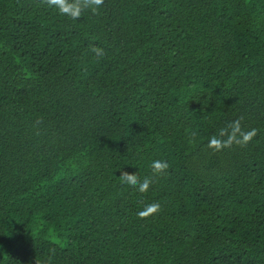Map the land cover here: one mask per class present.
Here are the masks:
<instances>
[{"label":"trees","instance_id":"obj_1","mask_svg":"<svg viewBox=\"0 0 264 264\" xmlns=\"http://www.w3.org/2000/svg\"><path fill=\"white\" fill-rule=\"evenodd\" d=\"M0 264H264V0H0Z\"/></svg>","mask_w":264,"mask_h":264},{"label":"clouds","instance_id":"obj_2","mask_svg":"<svg viewBox=\"0 0 264 264\" xmlns=\"http://www.w3.org/2000/svg\"><path fill=\"white\" fill-rule=\"evenodd\" d=\"M48 7H55V9L61 15H67L72 19H77L81 15L83 8L91 7L93 11L99 8L103 3V0H84L82 4L80 0H75V2L69 3L68 0H46ZM97 55L102 54V50H96ZM229 128L231 129L229 131ZM257 135L256 129L250 131H243L241 129L240 121L236 120L229 125L228 128H222L219 130V137H227V139L221 140L216 136H213L209 140V147L215 150H221L222 148L231 147L233 143L240 146H246L253 138ZM155 173H161L168 168V164L165 161L155 160L151 165ZM123 182L132 188H137L141 192L148 190L151 181L145 178L142 182L135 177H124L121 178ZM160 209L158 203L147 205L146 208L138 213L140 217H146L150 214L157 213Z\"/></svg>","mask_w":264,"mask_h":264}]
</instances>
